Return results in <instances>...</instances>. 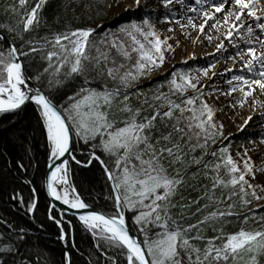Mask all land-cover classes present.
Masks as SVG:
<instances>
[{
    "label": "snow or ice",
    "instance_id": "snow-or-ice-1",
    "mask_svg": "<svg viewBox=\"0 0 264 264\" xmlns=\"http://www.w3.org/2000/svg\"><path fill=\"white\" fill-rule=\"evenodd\" d=\"M51 2L11 0L2 6L15 22L0 23V114L20 117L31 107L35 128L14 134L16 155L0 151V183L11 182L5 192L11 207L0 213V264H76L74 254L85 252L76 242L72 210L94 241L85 264H264V205L252 207L264 200V161L257 166L249 155L264 148V0H156L163 22L175 25L168 32L195 31L197 40L209 29L219 32L215 52L207 55L228 52L225 41L234 55L223 73L215 70L218 56L207 67L185 71L173 65L168 91L160 84L151 96L141 81L153 79L166 53L175 51L174 37L162 39L153 22L152 0H132L125 11L138 18L102 35V25H60L55 9L50 24L44 11ZM196 59L193 53L180 63ZM217 76L225 77L226 92L211 84ZM217 91L232 98L226 105L232 108L251 101V114L237 131L245 132L257 115L262 125L252 133L259 141H251L252 148L240 145L235 157L231 136L209 102L218 100ZM94 162L110 190L108 212L86 203L73 180V163L88 168ZM193 165V178L203 169L211 189L183 203L180 192ZM218 188L228 189L219 199ZM41 193L51 198L45 199L43 219ZM201 199L209 203L201 207ZM192 207L196 212L184 215ZM209 208L215 210L185 223ZM233 217L262 226L225 233L222 222ZM206 228L215 234L207 237ZM53 244L59 245L58 257Z\"/></svg>",
    "mask_w": 264,
    "mask_h": 264
},
{
    "label": "trees",
    "instance_id": "trees-1",
    "mask_svg": "<svg viewBox=\"0 0 264 264\" xmlns=\"http://www.w3.org/2000/svg\"><path fill=\"white\" fill-rule=\"evenodd\" d=\"M119 0H52L49 6L44 11V16L48 19L50 24L54 23V17L56 13L54 9L59 12V23L60 25L69 24L71 27H97L98 25H102L103 27L99 30L100 35L104 32H108L109 30H115L119 24H117L116 20H113L110 23H107L109 20H112L113 17V8ZM125 1V0H124ZM31 3V0H29ZM11 0H0V23L8 22L11 20L13 23L15 19L11 16V14L5 15L2 11V6L6 4H10ZM111 5V7H108ZM159 13H153L152 19L153 22L158 24L160 23ZM138 15L131 16V19H136ZM159 17V18H158ZM94 39H96L94 37ZM95 55V53H93ZM185 67L184 65L182 66ZM168 78L164 80L165 84L163 91L167 92V81ZM141 89L149 96L152 95L153 92L156 91L158 85L153 83L150 85L148 82L140 83ZM143 99V97H141ZM134 106H138L135 98L132 100ZM16 120H19V123H16ZM33 129L35 128V119L33 113L31 111V107H29L24 114L20 117H11L6 114H0V151L11 153L12 155H16L19 149V142L16 139L15 133H18L20 129ZM36 143H37V155L39 156L41 162L43 163L44 155L43 149L39 147L40 144L43 143L41 137L39 135V131H36ZM190 154V158H191ZM197 157L200 156L199 150L194 154ZM78 158H80L79 153H77ZM4 167V160L0 159V168ZM74 171L73 180L77 185V190L80 192L81 196L95 208H98L104 212L110 211L111 201L107 200L106 197L110 194V190L108 187V183L106 178L98 164L95 162L93 165L88 168H83L80 166L72 164ZM193 172H195V166H192V169L188 173V179L186 186L181 189L180 195H182L185 199L183 203H189L193 200H196L199 197H202L205 190L211 189L212 181L209 178H205L203 175L204 170L201 169L200 172L193 178ZM209 175H212L209 173ZM11 182L8 179H5L3 183H0V213L6 212L10 209V205L5 203L7 197L5 192L10 188ZM228 189L218 188L215 197L219 199L222 194L226 195ZM45 199L48 200V197L45 198V195L41 193L40 199V216L43 219V213L46 207ZM180 196L176 197V200H179ZM175 202V201H174ZM235 202V201H234ZM209 203L207 200L201 199L200 205L201 207ZM258 202H254L252 207L256 205ZM220 207H225L226 205H219ZM215 210L214 208H209L199 216L194 219L187 220L186 224H195L197 220L202 219L204 215H207L208 212ZM196 212V207H192L189 211L185 212L184 215L191 216L192 213ZM173 215L179 218V210H174ZM129 217L128 223L131 226V213H128ZM72 219L73 226L75 228V236L76 242L81 251L85 252V256L81 257L79 255L74 254V260L76 264H85L87 259V252L92 251V245L94 243L90 234L87 233L81 223L74 217H69ZM221 225H217L219 227ZM222 226L225 233H231L234 231H238L240 228L246 229H256L261 227L262 225L257 224L256 222L250 220L247 224L243 223V219H236L235 217L231 218L226 222H222ZM51 232L55 233V228H51ZM210 228L205 229V235L207 237H211L214 235ZM54 239V237H53ZM54 254L59 256V245L53 244ZM101 264H103V259L101 260Z\"/></svg>",
    "mask_w": 264,
    "mask_h": 264
},
{
    "label": "rangeland",
    "instance_id": "rangeland-1",
    "mask_svg": "<svg viewBox=\"0 0 264 264\" xmlns=\"http://www.w3.org/2000/svg\"><path fill=\"white\" fill-rule=\"evenodd\" d=\"M130 3H132V0H125V1L119 0L113 8L112 20H109L107 23L116 20L117 21L116 23L121 25L131 20L130 14H132V12L125 11L126 5ZM152 8L154 11H156L157 8L156 0H152ZM133 15L134 14H132V16ZM158 16L160 15L158 14ZM137 18L138 17H136V19ZM160 20H161L160 23L156 24L157 30L161 33L162 39L165 36L174 37V40L170 42L173 44V48L175 49V51L166 53L167 62L165 63L164 67L160 69L159 73L155 74L153 79L143 80L141 81V83L145 81L150 83V85L155 83L159 86L160 84L158 83H163L166 78H169L167 75V71L171 70L173 65H175L179 69H184L185 71H187L188 69L207 67L208 64L210 63H216L217 56L219 57V63H216L215 70L221 73L224 72V69L226 67L225 61H228V59H226L227 57L221 56L220 54H217V56L207 55L208 53H214L216 46L207 45L205 48L201 47L203 42L198 43L199 41H201V38L198 40V42H196L198 33H196L195 31H192L190 34L187 35H182L180 29L176 28V31L174 33H170L167 31V29L169 27H175V25L164 23L163 16H160ZM176 41H179V46L176 45ZM193 41H195V43ZM234 42L242 43V41L240 40ZM191 52H195V54H197L196 56L198 57V59L189 60L188 64L185 65V67L183 68L180 62L188 59V57L192 55ZM227 67H232V65H229ZM195 74L196 73L193 72V75ZM209 75L211 76V70L209 72ZM211 84L219 87L222 92H226L228 89V86L225 82V77L223 76H217L213 78ZM205 91L207 94L208 92L212 91V87L210 86ZM213 95L218 97V100H210L209 102L214 103L215 107L218 109L216 118L218 121L224 123L225 135L231 136L230 143L233 145L232 148L233 156L235 157L236 152L240 145H247L249 148H252L253 145L250 142L251 141L258 142L260 139L259 135H252V133H260L262 129V125L259 122L258 115L254 117L255 119L254 124L252 123L253 125L252 124L249 125L248 129L245 132L241 133L237 131V126L241 125L243 123V119L246 118L245 112L251 113V109L249 107V103H251V101H249V103H246L243 108L240 107L232 108L226 106L230 103L232 98L222 95L220 91L214 92ZM249 155L252 156L257 166H259L261 162L264 161V148L250 151ZM260 194L264 195V193H260ZM258 205H264V200H261L258 203H256V205H254L253 208H257Z\"/></svg>",
    "mask_w": 264,
    "mask_h": 264
},
{
    "label": "bare ground",
    "instance_id": "bare-ground-1",
    "mask_svg": "<svg viewBox=\"0 0 264 264\" xmlns=\"http://www.w3.org/2000/svg\"><path fill=\"white\" fill-rule=\"evenodd\" d=\"M153 13H158L157 11H153ZM133 14V13H132ZM132 14H130L131 16H132ZM135 15V14H134ZM199 22V21H198ZM226 27V26H225ZM221 31H223V28L221 29ZM207 35H210V36H212V40L211 41H208V39H207ZM207 35H205V36H203V37H200L201 38V41H199L198 42V40L196 41V42H198V43H201V42H203L202 43V45H201V47H206L207 45L208 46H216L220 41L217 39V37L218 36H220V33L219 32H214V31H212V30H208V32H207ZM223 37H221V39H222ZM207 39V40H206ZM217 42V43H216ZM225 47L226 48H229V51L228 52H226V53H224L223 55H221V56H226L225 58L226 59H228V57L230 56V55H234V52H232L231 51V48H230V45L228 44V42L227 41H225ZM193 53H195V52H191V54H193ZM197 55V54H196ZM184 64H182L181 63V66H183ZM229 65H232V61L230 60V59H228V61H225V66L227 67V66H229ZM249 114H251L250 112H245V115H246V117L249 115ZM1 115H4V114H1ZM254 122H255V119H253V121L250 123V125L253 123L254 124ZM252 124V125H253ZM83 198V197H82ZM48 200H49V198H48ZM50 201V200H49ZM86 202V201H85ZM86 203H88V202H86ZM93 207V206H92ZM93 208H95V207H93ZM96 210H99V211H102V210H100V209H98V208H95ZM69 216V215H68ZM69 217H74V216H69ZM75 218V217H74Z\"/></svg>",
    "mask_w": 264,
    "mask_h": 264
},
{
    "label": "water",
    "instance_id": "water-1",
    "mask_svg": "<svg viewBox=\"0 0 264 264\" xmlns=\"http://www.w3.org/2000/svg\"><path fill=\"white\" fill-rule=\"evenodd\" d=\"M48 198H49V200H51L50 197H48ZM55 203H57L58 207H60V208L64 207L63 205H60L59 202H55ZM94 209H95V208H94ZM95 210H96V209H95ZM97 211H99V210H97ZM68 215H69V216H74V217H76V216L78 215V213H76L75 210H72V211H70V212L68 213Z\"/></svg>",
    "mask_w": 264,
    "mask_h": 264
}]
</instances>
